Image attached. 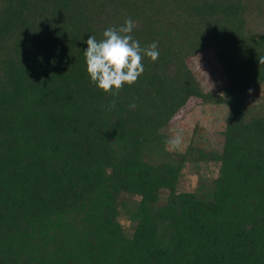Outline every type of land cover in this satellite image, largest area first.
Returning <instances> with one entry per match:
<instances>
[{
    "label": "trees",
    "instance_id": "obj_1",
    "mask_svg": "<svg viewBox=\"0 0 264 264\" xmlns=\"http://www.w3.org/2000/svg\"><path fill=\"white\" fill-rule=\"evenodd\" d=\"M129 18L159 57L114 97L83 51ZM261 57L264 0H0V264H264ZM192 98L223 126L169 151Z\"/></svg>",
    "mask_w": 264,
    "mask_h": 264
},
{
    "label": "clouds",
    "instance_id": "obj_2",
    "mask_svg": "<svg viewBox=\"0 0 264 264\" xmlns=\"http://www.w3.org/2000/svg\"><path fill=\"white\" fill-rule=\"evenodd\" d=\"M136 23L126 19L118 28L109 27L102 39L89 35L85 41L87 47L83 51L86 73L97 89L105 94L118 96L119 91L125 86H132L144 72L143 60L145 57L155 62L159 57L156 42L141 48L138 40L131 35ZM259 63L264 64V57L259 58ZM115 106V100L109 105V109ZM136 104L129 105L131 109ZM183 143V136L176 132L166 141L169 151L177 150Z\"/></svg>",
    "mask_w": 264,
    "mask_h": 264
},
{
    "label": "rangeland",
    "instance_id": "obj_3",
    "mask_svg": "<svg viewBox=\"0 0 264 264\" xmlns=\"http://www.w3.org/2000/svg\"><path fill=\"white\" fill-rule=\"evenodd\" d=\"M195 74L202 82L206 89H218L224 84V78L221 73V67L211 51H203L194 56L190 61ZM224 110L216 105H203L198 99H190L188 103L179 111V113L171 120V131L173 134L180 132L183 136V142H186L194 128L197 133L210 136L211 140L215 137L214 131L223 126L224 123ZM214 170L217 168L213 165L210 166ZM197 175L189 171H185L183 188L190 189L195 186ZM124 226L129 227V221L121 218Z\"/></svg>",
    "mask_w": 264,
    "mask_h": 264
}]
</instances>
